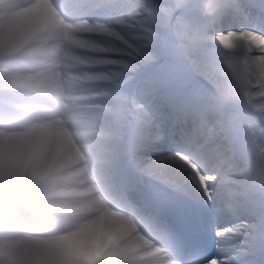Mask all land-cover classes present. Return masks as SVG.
Returning a JSON list of instances; mask_svg holds the SVG:
<instances>
[{"label":"snow or ice","instance_id":"obj_1","mask_svg":"<svg viewBox=\"0 0 264 264\" xmlns=\"http://www.w3.org/2000/svg\"><path fill=\"white\" fill-rule=\"evenodd\" d=\"M260 8L0 0V264H264Z\"/></svg>","mask_w":264,"mask_h":264},{"label":"clouds","instance_id":"obj_2","mask_svg":"<svg viewBox=\"0 0 264 264\" xmlns=\"http://www.w3.org/2000/svg\"><path fill=\"white\" fill-rule=\"evenodd\" d=\"M204 2L207 14L205 23L209 28L215 29L219 27L220 20L231 10L236 0H204ZM238 87V81H226L214 96L213 103L219 108L227 106L236 98ZM191 264H196L194 257L191 260Z\"/></svg>","mask_w":264,"mask_h":264}]
</instances>
